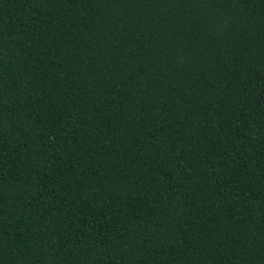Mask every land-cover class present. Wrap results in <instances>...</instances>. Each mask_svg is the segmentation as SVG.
Segmentation results:
<instances>
[{
  "label": "trees",
  "instance_id": "16d2710c",
  "mask_svg": "<svg viewBox=\"0 0 264 264\" xmlns=\"http://www.w3.org/2000/svg\"><path fill=\"white\" fill-rule=\"evenodd\" d=\"M0 264H264V0H0Z\"/></svg>",
  "mask_w": 264,
  "mask_h": 264
}]
</instances>
